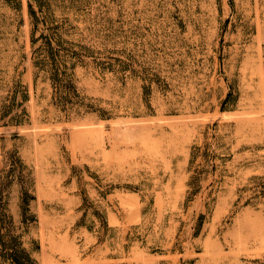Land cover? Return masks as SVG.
I'll return each mask as SVG.
<instances>
[{"label": "rangeland", "instance_id": "374dc122", "mask_svg": "<svg viewBox=\"0 0 264 264\" xmlns=\"http://www.w3.org/2000/svg\"><path fill=\"white\" fill-rule=\"evenodd\" d=\"M41 2L0 0V240L26 264H264V0H49L86 48L59 82Z\"/></svg>", "mask_w": 264, "mask_h": 264}, {"label": "trees", "instance_id": "16d2710c", "mask_svg": "<svg viewBox=\"0 0 264 264\" xmlns=\"http://www.w3.org/2000/svg\"><path fill=\"white\" fill-rule=\"evenodd\" d=\"M44 2L38 3L37 8L40 16H36L37 11L31 9L30 14L34 18V29H37L38 24H42L43 29L47 31V34L41 33L37 40H42L41 45L37 48L38 60L35 62V66L40 70L49 74L50 79L59 82L63 80L68 72L74 69L77 65L85 66L83 60V52L85 47L81 46V50H74L73 46H67V41L62 39V26L51 17L50 10L52 3L49 0H42ZM64 1V0H62ZM64 2L60 3L62 5ZM73 5L70 1L68 7ZM31 8V5H29ZM73 45V44H70ZM0 249L5 251L4 258L10 259L11 264H26L29 263L27 254L24 249H18L17 247H10L0 240Z\"/></svg>", "mask_w": 264, "mask_h": 264}]
</instances>
